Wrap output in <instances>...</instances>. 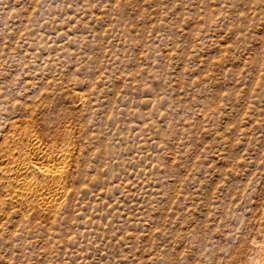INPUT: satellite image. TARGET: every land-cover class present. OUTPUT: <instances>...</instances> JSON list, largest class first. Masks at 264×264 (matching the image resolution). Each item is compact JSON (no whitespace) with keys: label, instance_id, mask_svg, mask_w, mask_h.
<instances>
[{"label":"rangeland","instance_id":"obj_1","mask_svg":"<svg viewBox=\"0 0 264 264\" xmlns=\"http://www.w3.org/2000/svg\"><path fill=\"white\" fill-rule=\"evenodd\" d=\"M27 135L66 150L53 206L9 194ZM263 242L264 0H0V264H253Z\"/></svg>","mask_w":264,"mask_h":264},{"label":"bare ground","instance_id":"obj_2","mask_svg":"<svg viewBox=\"0 0 264 264\" xmlns=\"http://www.w3.org/2000/svg\"><path fill=\"white\" fill-rule=\"evenodd\" d=\"M37 139H38L37 137L29 136L26 141L24 140L26 142V145L24 147L25 152H23L24 151L23 149V151L21 152L22 154L23 153L24 154L22 155L20 153L22 155L21 156L22 159H19L18 162L16 161L15 162L16 164L15 165L13 164L14 166L10 168L11 170H9L8 168V170L12 171V173L10 174L11 176H10L9 181L8 180L6 181V182H9L6 184L9 185L8 191L10 192V193L9 192L7 193H9L11 197H14V198L19 197L21 199L26 198L29 194L35 193L37 196L36 198H38L40 202L39 204H42L44 206H53L56 200H58V197L61 192V187L64 186V185L63 186L61 185V183H63V180L60 183L58 176H60V174L62 176V170L64 168L66 169V165L64 164L65 162L63 163V161H61V158L63 156H66L64 155L66 154V150H63V149L61 150L60 148H62V146H60L59 150L56 153L54 152L49 153L50 151L49 152L47 151L48 152L47 153L43 151L42 149H40L41 145L39 146L38 144L39 141ZM68 149L69 148L67 147V150ZM35 170L36 172L38 170L43 175L47 176L45 183L43 184L40 183L39 185H37L36 184L37 182L36 183L34 182V179H33L34 176L30 177V173H32V171L34 173ZM39 180L41 181V179ZM39 180H38V183H39ZM43 180L45 179L43 178ZM62 191L64 192V189ZM61 198L62 197H60V199ZM262 247H263L262 248L263 250L261 249L262 253L260 254V256H258V258L254 261L253 264H264V245H262Z\"/></svg>","mask_w":264,"mask_h":264}]
</instances>
